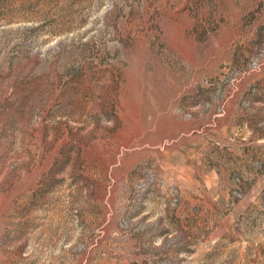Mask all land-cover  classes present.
I'll list each match as a JSON object with an SVG mask.
<instances>
[{"label": "rangeland", "instance_id": "1", "mask_svg": "<svg viewBox=\"0 0 264 264\" xmlns=\"http://www.w3.org/2000/svg\"><path fill=\"white\" fill-rule=\"evenodd\" d=\"M0 264H264V0H0Z\"/></svg>", "mask_w": 264, "mask_h": 264}]
</instances>
